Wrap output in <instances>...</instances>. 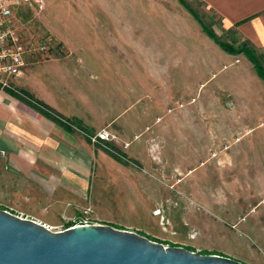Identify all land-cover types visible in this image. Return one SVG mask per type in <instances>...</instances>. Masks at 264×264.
<instances>
[{"label":"rangeland","instance_id":"1","mask_svg":"<svg viewBox=\"0 0 264 264\" xmlns=\"http://www.w3.org/2000/svg\"><path fill=\"white\" fill-rule=\"evenodd\" d=\"M11 1L25 33L35 42L53 39L46 53L28 56L31 75L15 87L34 89L38 65L60 56L65 44L41 20L45 8L41 0ZM183 1L151 0L148 6L141 0L135 16L125 17V22L132 20L147 29L141 38L156 53L142 52L141 63L135 48L119 43L121 32L102 28L112 24V17L101 10L118 7V1L96 0L100 4L94 6L97 16L87 21L101 28L70 34L77 46L100 61L91 66L101 80L108 71L129 75L125 77L130 79L126 95L101 96V106L126 108L123 120L140 118L141 126L152 125L153 137L138 135L121 148L111 147L123 161L132 159L130 165H119L115 171L98 169L86 201L70 203L61 212L41 199V192L35 191L33 200L8 197L3 184L1 209L52 231L86 220L135 232L165 247L264 264V80L246 54L225 51L193 13L220 41L255 49L263 66L264 48L252 46L232 28L224 27L202 1ZM113 42L123 47L109 49L112 60L103 64L104 49ZM134 72L143 74L145 85L139 86ZM95 147L112 152L100 144ZM87 208L92 212L87 214Z\"/></svg>","mask_w":264,"mask_h":264},{"label":"crops","instance_id":"2","mask_svg":"<svg viewBox=\"0 0 264 264\" xmlns=\"http://www.w3.org/2000/svg\"><path fill=\"white\" fill-rule=\"evenodd\" d=\"M114 1H118V7L101 10L104 15L112 17V24H107L110 28H102L121 32L117 37L119 43L127 48H135L140 54L139 63L142 62V52L155 56L151 44L141 38L140 33L147 29L132 20L125 22L126 16H135L136 6L141 5V0ZM146 1L147 5L152 6L151 0ZM200 1L221 18L224 27L232 28L252 46L264 48V0ZM10 2L15 13L16 6L14 7L11 0ZM43 2L45 8L41 20L65 45L60 48V56L38 65L36 88L23 87L16 91L29 92L65 118L78 121L86 131L78 128L69 131L25 100L13 95L10 89L0 88V190L2 192V186L5 184L7 196L15 200H33L37 197H33L34 192H41L43 195L40 198L49 204L53 203L61 212L66 210L70 203L86 201L91 193L93 176L98 169L115 171L117 166H128L133 161H123L117 158L120 154L95 147L98 144L92 143L88 135L96 133L99 129L109 128L116 135V139L109 141L107 145L116 149V146L121 148L122 143H129L135 136L151 138L155 133H151V123L141 126L140 118L123 120L126 108L122 110L117 105H107V108L101 106V96L105 99L111 93L117 94L118 97L126 95L125 88L129 86L126 83L130 79L125 77L129 75L121 71H108L103 72L101 80L99 72L91 66L99 65L100 61H94L84 47L77 46L70 36L74 32L101 28L92 26L87 21L97 16L94 6L100 4L94 3L96 0ZM153 6L156 8V5ZM59 7L62 9L59 10ZM45 11L47 12L44 13ZM126 32H139V35L133 33L126 36ZM119 43H109V47L104 49L103 58L100 59L103 64H110L112 60L109 49L123 47ZM58 44L55 47H58ZM84 55L88 58H84ZM148 60L151 62L150 58ZM31 70L29 65H25L21 75L13 79L14 87L20 79L22 81L31 75ZM134 73L140 80H137L139 86L145 85L141 81L143 74Z\"/></svg>","mask_w":264,"mask_h":264},{"label":"water","instance_id":"3","mask_svg":"<svg viewBox=\"0 0 264 264\" xmlns=\"http://www.w3.org/2000/svg\"><path fill=\"white\" fill-rule=\"evenodd\" d=\"M0 264H245L165 247L135 232L84 224L52 231L0 208Z\"/></svg>","mask_w":264,"mask_h":264},{"label":"built area","instance_id":"4","mask_svg":"<svg viewBox=\"0 0 264 264\" xmlns=\"http://www.w3.org/2000/svg\"><path fill=\"white\" fill-rule=\"evenodd\" d=\"M40 3L43 7V0ZM52 42V38L47 39V41L35 42V39L25 33L17 23L10 0H0V88L16 90L12 81L21 75L28 56L33 57V54L37 52H39L38 54L46 53ZM88 136L92 143L100 144L104 148L114 151L107 145L109 141L114 139V134L108 128H103ZM2 154H5L4 151ZM85 212L91 213L92 208H87ZM84 224L91 223L85 220L76 222L68 228Z\"/></svg>","mask_w":264,"mask_h":264},{"label":"trees","instance_id":"5","mask_svg":"<svg viewBox=\"0 0 264 264\" xmlns=\"http://www.w3.org/2000/svg\"><path fill=\"white\" fill-rule=\"evenodd\" d=\"M179 1L184 4L183 0H179ZM193 14L197 17V20L202 25L205 32L209 36H211L212 39H214L215 42L218 43L219 46L222 47L225 51H227L230 54H235V55L241 54V53L246 54L249 57V60L252 62L253 66H254L255 70L257 71L258 75L260 76V78L264 80V66L261 63L259 57L257 56L255 49L247 47V46H243L242 48H236V47H234V46H232L226 42L220 41L219 38L216 36V34L213 32V30L210 29L201 20V18H199L197 16L196 13H193ZM9 91L13 95L17 96L18 98H20L22 100H25L26 102H28L29 104L34 106L41 113L45 114L47 117L54 120L55 122L60 124L65 129H67L69 131H74L75 129L78 128L79 130L86 131V129L84 127H82V125L78 121L65 118L63 115H61L59 112H57L54 108L50 107L48 104L44 103L43 101L36 99L29 92L23 91V90L16 91V90H11V89ZM111 153L117 154V153H114L113 151ZM117 158H119V157H117ZM68 227H70V225Z\"/></svg>","mask_w":264,"mask_h":264}]
</instances>
